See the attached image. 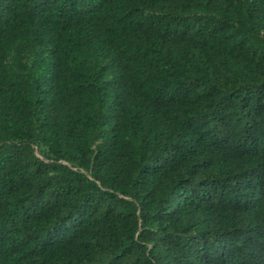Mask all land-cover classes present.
<instances>
[{
	"label": "trees",
	"instance_id": "16d2710c",
	"mask_svg": "<svg viewBox=\"0 0 264 264\" xmlns=\"http://www.w3.org/2000/svg\"><path fill=\"white\" fill-rule=\"evenodd\" d=\"M0 264H264V0H0Z\"/></svg>",
	"mask_w": 264,
	"mask_h": 264
}]
</instances>
